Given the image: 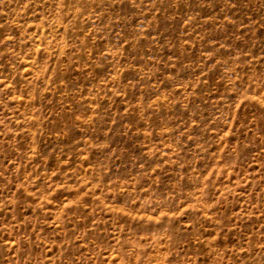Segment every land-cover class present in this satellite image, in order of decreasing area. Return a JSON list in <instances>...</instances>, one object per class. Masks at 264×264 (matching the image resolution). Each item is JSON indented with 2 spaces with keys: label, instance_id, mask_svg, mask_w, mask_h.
I'll return each mask as SVG.
<instances>
[{
  "label": "rangeland",
  "instance_id": "374dc122",
  "mask_svg": "<svg viewBox=\"0 0 264 264\" xmlns=\"http://www.w3.org/2000/svg\"><path fill=\"white\" fill-rule=\"evenodd\" d=\"M0 264H264V0H0Z\"/></svg>",
  "mask_w": 264,
  "mask_h": 264
}]
</instances>
